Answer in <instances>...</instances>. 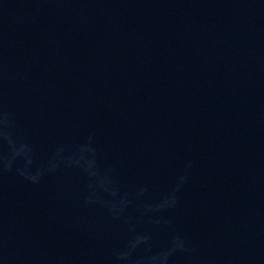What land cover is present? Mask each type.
Returning a JSON list of instances; mask_svg holds the SVG:
<instances>
[{
    "label": "water",
    "instance_id": "95a60500",
    "mask_svg": "<svg viewBox=\"0 0 264 264\" xmlns=\"http://www.w3.org/2000/svg\"><path fill=\"white\" fill-rule=\"evenodd\" d=\"M0 264H264V0H0Z\"/></svg>",
    "mask_w": 264,
    "mask_h": 264
}]
</instances>
